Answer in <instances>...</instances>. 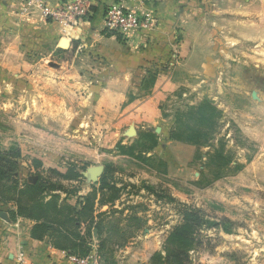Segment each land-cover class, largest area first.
<instances>
[{"label": "rangeland", "instance_id": "obj_1", "mask_svg": "<svg viewBox=\"0 0 264 264\" xmlns=\"http://www.w3.org/2000/svg\"><path fill=\"white\" fill-rule=\"evenodd\" d=\"M197 10L202 68L174 78L182 86L162 98L158 110L135 111L98 100L93 88L100 80L80 56L0 60V69L9 73L0 76V153L18 154L20 185L50 176L49 170L79 175L60 180L77 190L67 197L71 205L99 189L101 177L91 183L89 168L108 169L113 192L105 189V198L116 195L119 203L113 236L122 245L133 239L140 246L148 233L159 240L147 261L136 252L139 257L129 255L125 264H148L162 252L186 211L203 220L201 245L190 252V264H264V0H199ZM142 81L143 90L129 93L123 106L147 96L152 79ZM205 102L222 113L217 137L223 140L224 158L213 163L209 158L219 149L214 140L193 146L166 136L176 112ZM106 105L116 107H101ZM234 127L253 140L238 145ZM156 129L165 137L153 147L147 134H157ZM162 147L170 159L160 156ZM126 148L132 156L122 154ZM201 173L206 180L198 185ZM101 238L104 233L97 246ZM88 247L90 241L75 254ZM108 247L101 250L102 263H121Z\"/></svg>", "mask_w": 264, "mask_h": 264}, {"label": "crops", "instance_id": "obj_2", "mask_svg": "<svg viewBox=\"0 0 264 264\" xmlns=\"http://www.w3.org/2000/svg\"><path fill=\"white\" fill-rule=\"evenodd\" d=\"M44 1L48 7L54 8L62 0ZM198 1L95 0L96 5L87 22L65 27L42 17L38 9L28 7L25 0H0V60L29 62L58 55L80 56L94 66L100 80L93 88L100 95L98 100L110 99L119 108L135 111L158 110L162 98L182 86L174 78H184L188 72L196 74L202 68L198 38L201 32H197L202 29V20L197 10ZM111 3H120L139 15L149 13L150 25L128 37L113 35L104 29L103 24L104 11ZM8 74L0 69L1 77ZM146 77L152 79L147 96L134 98L123 106L129 93L143 90L145 82L142 80ZM156 135L157 142L165 137L161 132ZM243 137L248 142L253 140L244 134ZM165 153L170 159V152L162 147L160 156ZM118 206V202L113 206H96L94 216L103 214L107 222L114 221L109 215L119 210ZM8 209L0 208V264H16L19 252L23 254L25 264H68L64 251L54 249L47 238L42 241L32 239V223L11 220ZM81 231H84L83 227ZM107 234L105 230L104 237ZM152 236L149 233L144 235L146 240L140 246L131 239L121 246L110 247V253L115 259H122L119 264H125L123 259L133 254L145 262L159 247V240ZM97 238L96 231L92 230L90 251L97 249Z\"/></svg>", "mask_w": 264, "mask_h": 264}, {"label": "trees", "instance_id": "obj_3", "mask_svg": "<svg viewBox=\"0 0 264 264\" xmlns=\"http://www.w3.org/2000/svg\"><path fill=\"white\" fill-rule=\"evenodd\" d=\"M162 117L165 119L166 115L162 114ZM174 117V122L166 135L168 139L193 146H201L214 140L219 149L214 150L209 161L213 163L223 160L222 152L225 146L222 138L217 137V128L220 126L218 120L222 118V113L212 103L205 102L197 107L178 111ZM234 135L237 136L235 140H238V145L249 144L237 127H234ZM147 136L155 147L158 136L155 133H148ZM126 150L122 154L132 156L131 149ZM17 155L0 153V208H10L8 214L11 220L22 219L31 222L32 239L42 241L47 238L54 249L80 257L90 252L88 247L86 253L75 254L76 249L85 248L91 241L92 230L96 231L98 238L105 230L109 233L105 238H101L100 244L98 243L99 257L101 250L107 245L111 248L122 245L113 236L117 235L114 229L115 222L112 220L107 222L105 215L99 219V215L94 216L96 206H113L117 200L116 195L105 198V189L113 192V188L109 187L107 182L111 174L108 169H105L99 179V189L93 190L76 201L75 205H71L67 197L76 194L77 190L65 188L61 181H70L72 177L77 178L79 175L71 176L69 172L62 175L55 170H49L50 176L37 175L33 183L20 185L16 179ZM205 180L206 175L201 173L198 185H202ZM98 192L100 194H97ZM61 194L65 197L62 198ZM115 214L116 212H112L109 216L114 219ZM202 224L203 220L197 212H184L181 224L173 228L165 239L162 252L153 254L148 264H190V252L197 250L201 245L199 232ZM82 227L84 231H81Z\"/></svg>", "mask_w": 264, "mask_h": 264}, {"label": "built area", "instance_id": "obj_4", "mask_svg": "<svg viewBox=\"0 0 264 264\" xmlns=\"http://www.w3.org/2000/svg\"><path fill=\"white\" fill-rule=\"evenodd\" d=\"M25 2L28 7L38 9L45 19L65 27L87 22L96 5L95 0H62L54 8L48 7L44 0H25ZM150 23L149 13L139 15L120 3H111L106 7L103 15L104 29L118 37H128L131 33L149 26ZM65 261L68 264H103L95 249L84 257L65 252ZM16 264H25L24 256L20 252L17 254Z\"/></svg>", "mask_w": 264, "mask_h": 264}, {"label": "water", "instance_id": "obj_5", "mask_svg": "<svg viewBox=\"0 0 264 264\" xmlns=\"http://www.w3.org/2000/svg\"><path fill=\"white\" fill-rule=\"evenodd\" d=\"M157 134L160 132V129H156L155 131ZM104 172V167L98 166V167H91L87 170L88 173V180L91 183H96L97 180L102 176ZM2 215V214H0ZM95 234V233H94Z\"/></svg>", "mask_w": 264, "mask_h": 264}]
</instances>
